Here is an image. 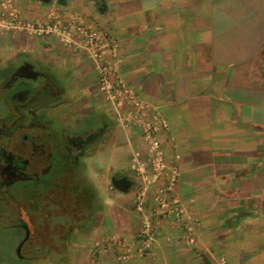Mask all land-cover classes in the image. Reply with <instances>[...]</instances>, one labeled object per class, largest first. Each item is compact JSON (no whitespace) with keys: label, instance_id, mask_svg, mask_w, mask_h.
I'll return each instance as SVG.
<instances>
[{"label":"crops","instance_id":"1","mask_svg":"<svg viewBox=\"0 0 264 264\" xmlns=\"http://www.w3.org/2000/svg\"><path fill=\"white\" fill-rule=\"evenodd\" d=\"M24 18L80 17L117 42L118 71L141 100L169 123L160 140L180 175L175 194L200 220L194 247L171 222L145 257L118 262L103 240L135 242L140 218L133 200H100L91 231L76 235L73 264H264V0H15ZM62 76L66 96L88 113H112L84 53L54 37L0 35V64L16 56ZM108 56V55H106ZM94 121V120H93ZM93 153L99 169L130 170L144 153L135 129L117 127ZM128 150V158L121 151Z\"/></svg>","mask_w":264,"mask_h":264},{"label":"flooded vegetation","instance_id":"2","mask_svg":"<svg viewBox=\"0 0 264 264\" xmlns=\"http://www.w3.org/2000/svg\"><path fill=\"white\" fill-rule=\"evenodd\" d=\"M26 63L31 79L16 75ZM62 78L39 61L0 64V264L73 259L100 207L84 159L107 142L109 114L88 113L82 128Z\"/></svg>","mask_w":264,"mask_h":264},{"label":"built area","instance_id":"3","mask_svg":"<svg viewBox=\"0 0 264 264\" xmlns=\"http://www.w3.org/2000/svg\"><path fill=\"white\" fill-rule=\"evenodd\" d=\"M8 33L39 39L54 37L72 52L84 53L96 71L97 88L112 112L113 122L118 128L135 129L140 135L144 153L134 151L130 163L136 180L134 208L140 218L135 242L130 244L113 236L99 245L120 250L118 262L145 257L162 236V224L171 222L181 229L183 245L194 247L200 220L186 210L175 194L180 171L177 164L168 163L160 140L161 134L169 131V123L120 76L116 40L80 17L66 19L59 13H50L43 19H27L15 0H0V35ZM216 262L229 264L224 257Z\"/></svg>","mask_w":264,"mask_h":264},{"label":"rangeland","instance_id":"4","mask_svg":"<svg viewBox=\"0 0 264 264\" xmlns=\"http://www.w3.org/2000/svg\"><path fill=\"white\" fill-rule=\"evenodd\" d=\"M17 34H20V33H17ZM13 60H14V65H19L23 61L30 60V59L28 58V56H22V55L20 56L19 55V57L16 56ZM105 124L107 125V131L110 134L116 136L117 132H118L117 126L113 122V118L111 117L110 114L106 117ZM121 154L125 156V161H126V159L128 158V155H129L128 150L121 151ZM84 163L86 166L87 173L89 174V176L91 177V179L93 181L94 187L96 189V193L98 195V199L102 203H106L110 207L118 197H128V198H131L133 200V194L135 191L136 180H135L133 173L128 168H126V167H121V168L114 167L112 169V171H108V170L106 171L104 169H99L96 166V163L94 162L93 157L85 158ZM116 176H126L132 182V186H131V188L127 194L119 193L110 184L109 177L114 178ZM129 207L133 208L134 202H132V204H129ZM70 256H72V255L71 254L66 255V257H67L66 261L63 262L62 264H73V262L75 260L73 261V259H71Z\"/></svg>","mask_w":264,"mask_h":264},{"label":"water","instance_id":"5","mask_svg":"<svg viewBox=\"0 0 264 264\" xmlns=\"http://www.w3.org/2000/svg\"><path fill=\"white\" fill-rule=\"evenodd\" d=\"M44 3H48L49 0H40ZM33 67L31 64H24L21 66L18 71L16 72V75L20 78H26V79H31L34 77L33 75ZM111 185L112 187L118 191L119 193L122 194H127L132 186V182L130 179L126 176H121L119 178H112L111 180Z\"/></svg>","mask_w":264,"mask_h":264}]
</instances>
